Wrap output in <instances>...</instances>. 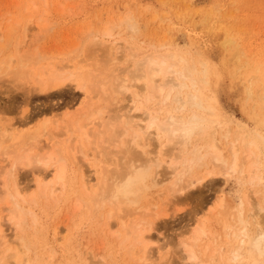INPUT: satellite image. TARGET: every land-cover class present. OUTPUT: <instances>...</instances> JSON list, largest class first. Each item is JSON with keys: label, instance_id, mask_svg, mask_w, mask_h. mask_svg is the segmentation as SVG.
Masks as SVG:
<instances>
[{"label": "rangeland", "instance_id": "obj_1", "mask_svg": "<svg viewBox=\"0 0 264 264\" xmlns=\"http://www.w3.org/2000/svg\"><path fill=\"white\" fill-rule=\"evenodd\" d=\"M128 15L131 24H136L137 30L135 28H133L134 31L130 30L128 22L125 23ZM31 18L33 20L30 22ZM107 28L111 29V38L102 37ZM0 34V39L3 36L0 44L5 46L0 45L3 47V50L0 48V61L7 59L6 61L9 62V54L12 53L11 57L14 62H11L10 67L13 70V67L17 68L20 65L18 62L21 61L18 56L21 57L24 52L27 54L23 55L32 59L23 62L25 64L28 62L26 64L28 75H24L26 76L24 79L19 78L20 82L16 81L14 77L16 74H13L14 76L3 74L8 67L7 62L0 76V132L8 130L4 134L6 141L2 138L3 134H0L2 138L0 139L2 143L0 144V188H4L2 184L6 177L4 173L7 170L4 171V165L11 162L9 155L7 154V157L4 153L8 151L7 148L9 150L15 147L19 149L26 133L29 134L28 132L34 133L36 130L47 128L41 136L42 140L40 139L42 148H38L40 147L38 145L34 149L35 153L40 149L41 155L42 153L45 155L46 152L54 149L52 144L54 142L61 146L60 149L58 148L61 152L69 156L68 179L71 184H68V187L54 182L56 166L52 163L47 169L39 164L38 168L34 164L31 166L35 167L33 169L30 166L17 169L18 181L20 179L18 187L23 188L20 190V204L29 212L25 215L27 224L23 223L20 228L12 221L13 210L17 209L15 202L5 195L3 197L5 193L0 189V225L4 232L2 234L7 240L6 245L24 252L23 254L20 252L19 259L23 255L22 258L27 257L30 264H148L149 262V264H249V261L245 260L234 263L232 254L239 243L235 235L240 234L244 228L248 235L256 234L254 221L264 219V210H262L264 209V143L262 144L259 138L260 136L264 138V89L258 79L256 81L252 79L256 74L264 76V0H0ZM102 38L108 43H115L113 57L118 62L112 68L113 75L111 70L104 82L112 81L116 85L124 78L131 79L129 75L130 71L135 68L134 65L136 66L135 62L139 60L141 63L140 59L157 54V52L162 54L172 52L189 60L193 58L197 63L204 61L207 63L210 87V89L207 88L206 93L209 99H216L221 104L223 114L227 115L231 122L213 126L217 129L211 136L215 144L222 149L226 157H229L228 142L233 138L235 125L239 122L246 124L245 133L250 131L251 136H254H252L254 139L250 136L249 140H256V133H258L259 139L256 140L258 147L262 144V148H254L256 155L254 162L258 163L259 168L261 167L259 177L250 182L248 179L242 180L239 175L228 178L222 172V168L212 162L213 157L210 153L213 154L214 151L208 149L212 144L211 137L193 142L190 149H194L195 146L202 148L201 154L206 164L201 168L197 167L193 176L205 177V174L207 175L214 169L218 174L206 176L203 184L188 189L184 195H180L181 200L178 198L176 201L177 198H171V193H173L171 184L179 179L177 178L178 170L173 173L168 167V158L164 156L168 140L160 138V132L157 129L154 130L155 128L151 129L148 136L142 135L143 145L148 144L147 142L153 145L146 147L147 152L144 156L147 157L148 152H151L153 157L157 156V161L163 164L162 171L166 174L162 177L167 176L168 178L165 180L166 178L161 177L164 180L161 179L160 185H154L150 180L146 198L142 201L143 207L150 206L152 209L147 212V219L156 224V227L155 224L153 225L156 228L155 231L152 228L146 234L151 235L147 239L148 242L149 237L151 238L149 241L151 244L148 243L145 255L139 251L141 248L135 250L136 255H131L128 250L130 242L122 243V237L126 232L122 224L124 222L130 224V220L133 221L137 216H130L131 219L128 217L124 222L118 221L119 218L108 220L106 214L104 215L107 210L97 209L91 202L92 196H87L85 192L83 194L75 192L74 181L77 182L76 185L81 184L77 166L70 157V151H73L71 147L77 145L76 156L80 161L78 164L85 157L83 152L89 153L90 158L88 156L83 160L85 163L88 162L86 164L83 162L86 168L82 167L86 170L85 175L91 177H89L92 179L91 185H95L98 174L100 177L103 176L102 169L106 159L101 151L107 146L101 142V138L107 134L105 123L109 120L111 108L115 109L118 114L121 113L120 115L126 114L128 110L130 116L133 117H131L133 124L138 125L141 122L143 127L147 125L151 116L164 113L159 111L162 106L156 103L134 102L131 93L134 88L125 93L127 97L124 95L125 100L119 103L118 100L95 93L97 94L93 99L95 103L93 108H91L92 105L91 109L89 108L86 95L81 87L91 84L92 81H87L89 71H93L94 76L99 74L98 69L93 65L99 63L100 55L103 53L98 50L101 46L99 48L96 46L95 51L88 46L93 39L98 42ZM16 44H18L17 47ZM19 44H21L20 49ZM15 48L20 50L19 52L16 50L17 54ZM132 48L133 51L130 50ZM237 49L241 51L239 52L241 55L237 53ZM88 52H94L91 53L94 56L89 58ZM130 52L138 56L133 57ZM33 54L35 55L32 56ZM236 55L245 56L246 61L240 58L243 60L241 64L239 58L234 57ZM26 56L22 59L24 60ZM36 56L39 57V63L36 62ZM210 63L212 68H209ZM139 65L142 66V63ZM60 68L67 69L66 73V70H61L66 76L71 75V72L75 76L82 74L76 78V81L73 79L67 81V85L62 86L61 89L46 94L36 93L38 89L35 87L41 84L40 79L44 80L48 75L46 80L49 81L50 74L55 73L54 69L60 70ZM28 69L34 70L33 73L30 74ZM249 90L252 91L251 94ZM94 105H99V109ZM88 109L91 113L95 111L91 114L87 112ZM143 109L148 113H146L147 118ZM96 110L100 112L98 118L95 117L99 114H95ZM142 114L144 119L141 118ZM139 115H141L140 118L137 117ZM24 120L27 121L24 122ZM228 125H231L229 128L231 135L229 139H226L223 137ZM4 126H8L9 129L12 126V128L9 130ZM97 131L100 133L97 134ZM17 144L20 147H17ZM112 148L114 147H111V150ZM106 151L109 152V148ZM170 160H173V156ZM153 167L154 175L156 167ZM43 168L46 170L44 171ZM109 168L112 166L110 165ZM36 175L41 176L40 184L37 183L40 176L37 178ZM48 184H52L51 187ZM55 184L58 189L54 186ZM11 188L10 185L9 189L12 190ZM48 188L50 191H47ZM4 191H6L5 188ZM169 197L171 202L166 206L168 211H164V205L170 199ZM78 202L81 205L76 204ZM257 209H261V213ZM158 212L161 213L160 216H157ZM166 212L168 214L164 215ZM256 212L259 215H255ZM108 222L111 225H108ZM204 222L206 233L201 237L200 242L198 241L197 259L191 261L186 258L187 251L183 245L194 238L195 230ZM23 235H25L28 246H19L22 245L20 238ZM180 254L183 255L180 256ZM141 257L144 261H141ZM175 261L177 262L174 263Z\"/></svg>", "mask_w": 264, "mask_h": 264}, {"label": "bare ground", "instance_id": "obj_2", "mask_svg": "<svg viewBox=\"0 0 264 264\" xmlns=\"http://www.w3.org/2000/svg\"><path fill=\"white\" fill-rule=\"evenodd\" d=\"M60 4H63V3H60ZM61 7H62V5H61ZM127 17L128 18H126L125 23L128 22L127 24L130 25L129 29L130 30L132 29V31H134L136 29V26H135L136 24H134V23L131 24V22H130L131 19H130L129 15ZM31 20H33V18L30 19V22H31ZM134 21H135V19H134ZM30 22H29V24H30ZM16 23L18 24L19 22H16ZM123 23H124V21H123ZM133 28H135V29L133 30ZM11 30H13V28ZM104 31L105 32H104V35L102 37H104V38H111L112 37L111 36L112 35L111 29L107 28ZM0 36H1V34H0ZM2 38H3V36L1 37L0 40H2ZM95 39H97V38H95ZM95 39L90 41L91 43H89L88 47L93 50L94 48L96 49L97 47L99 48L101 46L98 50H101V52L103 54L100 55L99 63H97V64L94 63V65H93L95 68L98 69L99 74L94 76V73H92L93 71L92 72L89 71L87 73V78H88L87 81L90 80L92 82H91V84H88L89 82L86 83V85L88 84L87 85L88 88H86L87 86H85V85L81 87L82 91L86 95V98H87L86 103L88 104L89 108L91 107V105H92L91 108H93V104L95 103V102H93V99L96 97L97 94L98 95L102 94L103 96L105 95L108 98H113L115 100H118V103H119V102H122L125 100V98H124V95L126 96L125 93L130 92L131 88H134L131 92L133 94L132 99L134 102L135 101L139 102V103L141 102V104L143 102L144 103H146V102L147 103H151V102L156 103V105L158 104V105L162 106L161 107L162 109L159 108V111L164 112V113L163 114H161V113L155 114L154 116H151L150 119L148 118L149 122L147 123V125L145 127H143L142 126L143 123H141V122H139L138 125L133 124V122H134V121L132 122L133 117L130 116V113L128 112V110H127V112L129 113L128 115H127L126 110L125 111L123 110L124 112H126V114L123 112L124 114L120 115L121 113L118 114L115 109L111 108L109 110V113H110L109 120L106 121V123H105V128H106L107 134L103 138H101V142L107 146L104 148L102 147L104 150L101 151L102 154L104 155L105 159H106V160L103 159L104 163H105L104 168L102 169L103 170V176L100 177L98 174L97 183L95 185H91V183H92V181H91L92 179H90L91 177L89 175H85V172H84V171H86L85 170L86 167L83 166V162L85 163V161H83V160L85 157L87 158L89 156V153L87 151H85L86 153L83 152L84 154L83 153L82 154L85 157L83 158L81 156L83 158V160L81 159L82 160L81 163L78 164L79 160H78V157L76 156L77 155V149H78L77 145L75 144V147L73 145H72L73 147H71V148H73L72 149L73 151H70L71 152L70 157L73 158L72 160L74 161V163L77 166V170L79 171L78 174L80 176L79 180H80V184H81V185H76L77 182L74 181L75 192L78 194H83V192H85V194L87 196H89V195L92 196L91 202L94 203V205L96 206L97 209L101 208L102 210H105V209L107 210L106 213L104 211L103 212H104V215L106 214V216L108 217V220H111L112 218H119L118 221L121 220L122 222H124V220L130 216H132V217L137 216L136 219L133 218L134 219L133 221L130 220V224H126V222H124V224L120 223L123 225V230L126 231V232H124V236L122 235L123 236L122 237L123 238L122 243L126 244L127 242H130V247L128 250H129L131 255H136L135 250L137 248H141V250H139V251L141 253L143 252L144 254L143 253L142 254L145 255V253H147L148 243H150L149 241L151 239L149 237V240L147 242L148 236H151V235L147 236L146 234L150 230H152V228L155 231L156 224H155V222L154 223L150 222L147 219V216H148L147 212L151 211L152 209L150 208V206H148V208L146 206L147 209L145 207H143L142 201L146 198V192L149 188V184L151 183L150 180L153 181L152 184H154V185L159 184L160 185L162 183V180H164L165 178H166L165 180H167L168 178H167V176L162 177V175L165 176L166 174L164 173V171H162L163 170V164H161V162L158 163L157 158H156L157 156H155V157L151 156V152L147 153V157L144 156V154L147 152V151H145L146 147H152L153 145L152 144L150 145L149 142H147V143L150 146H148V144L143 145L141 142L142 135L146 136L147 134H150L151 129L155 128L154 130L157 129V131L160 132V134H159L160 138L168 140L167 149L164 151V152H166V154L164 153V156H166L168 158L167 164H168V167L170 169H172L173 173L178 170L177 178H179V179H177L174 182V184H171V185H173V187L171 186V188H172L171 192H173V193H171L172 194L171 198H173V197H174V199L177 198L176 199V201H177L178 198H180L179 200H181V196L184 195L186 193V191H188V189L193 188V187H197L198 185L203 184L206 181V178H205L206 176L209 177V176H214V175L218 174V172L214 169V170L209 171L207 173V175L205 174V177H199L197 175H195L197 177L193 176L194 170L197 167L201 168V166L204 165L205 162L203 161V155L201 154L202 148L200 149V148H198V146H195V148L191 150L190 146L192 145L193 142H197L198 140H205L208 137H211L213 135V133H215V131L217 130V129L213 128V126L215 124H221V125L228 124L230 119L227 115L223 114L224 112H223L221 104L216 99H209V97L206 93V90L209 87V83H208L209 73H208L207 63H205L204 61H200V63H197L196 61L193 60V58L191 60H189L188 58H185L183 56H180V55L177 56L175 53H172V52H170V54H166V53L162 54V53H158V52H157V54H151L150 53L151 55H148V56L146 55L147 57H144L143 58L144 60L140 59V61H142L141 62L142 66L139 65V64H141V63H139V60H138V62H135L137 67L134 65L135 68L130 71L131 74L129 75V77L131 76L130 77L131 79H129V78L125 79L124 78V80H121L120 83L118 85H116V84H113L112 81L104 82L105 80H107L106 75L109 74V72L112 70L113 66L115 67V65L118 62V60L114 59V57H113L115 43H108V41H106L103 38H102V40H98V42ZM9 41H10V39H9ZM93 41H94V44H93ZM230 42H232V41H230ZM24 43H26V41ZM8 44L10 45V42ZM91 44H92V46H91ZM17 45L18 44H16V47H17ZM1 46L5 47L4 45H1ZM1 46H0V48L3 50V47H1ZM20 46H21V44H19V47H18L19 49H20ZM75 47L77 48V46H75ZM18 48H15L16 54H17L16 50L18 51ZM125 48H123V49H125ZM4 49H6V48H4ZM95 49H94V51H95ZM130 50L133 51V48ZM197 50L199 52V49H197ZM237 50H238V52L237 51L236 52L239 54V52H241V51H239V49H237ZM123 52H124V50H123ZM91 53L93 54L94 52H90L88 54L89 58L92 56ZM11 54L12 53L9 54V58L12 60L9 59V62L6 61L7 59L0 61V76H2V71L5 68V65H7L6 64V62H7L8 67L6 66L7 69H5V72H3V74L4 75L10 74L12 76H14L16 74L17 76L15 75L14 77H16L17 80L16 79L15 80L18 82L19 78L22 77L24 79L28 75V71L26 70V66H27L26 64L28 62L26 64L23 62L28 61L31 58L28 59L27 56L23 55V54L21 57L18 56V59L21 61V62H18V64H20V65H18L17 68H16V66L13 67V70H12L10 66L14 62L13 61L14 59H13V57H11ZM18 54H20V53H18ZM25 54H27V53H25ZM131 54L133 55V57H136V55H137V54H134V52ZM138 54H140V53L138 52ZM179 54H181V53H179ZM34 55L35 54H33L32 56H34ZM198 55H199V53L197 54V57H198ZM239 55H241V54H239ZM239 55L238 56L236 55L234 57L235 58L238 57L239 60H240V58H242L243 60L245 59L244 61H246L245 56L240 57ZM23 56H26L27 59L24 57V60H23L22 59ZM33 58L34 59L37 58L36 62H38V63L40 62V61H38L39 57L36 56V58L35 57H33ZM42 60H44V58ZM243 60H240L239 62L241 63V61H243ZM199 64H201V67H199ZM51 66H52V64L49 66V68H51ZM209 68H212V64H211V66H209ZM249 69H251V68H249ZM258 69H260V68H258ZM258 69L256 70L257 72H258ZM28 70H30V69H28ZM54 70H55V73L50 74V80L49 81L46 80L48 78V75H47L46 79H44V80L40 79L41 84H40V82H38L39 81V79H38L37 82L40 85H38L39 87H37V86L35 87L36 89H38V91L35 90V91H37L36 93H40V94L45 93L46 94L48 92L61 89L62 86L64 87L65 85H67V83H66L67 81H69L71 79L76 81V78L82 74V73H80L79 75L75 76L71 72L70 73L71 75L66 76L64 74V72L61 71V70H64V71L66 70L65 71V73H66L67 72L66 68H63V69L60 68V70H58V69H54ZM33 71L34 70H32V71L30 70L29 71L30 74L33 73ZM51 71H52V69H51ZM59 72H61V73H59ZM111 72H112L111 74L113 75V70ZM68 74H69V72H68ZM24 75H26V76H24ZM253 78L255 81H256V79H258L259 82L261 83V87L264 89V76L256 74V76L252 77V79ZM211 83H213V82H211ZM251 86L253 87V85H251ZM249 88H251V87H249ZM209 89H210V87H209ZM251 90H249L250 94L252 92ZM263 92H264V90H263ZM95 93H97V94L95 95ZM92 95H94V97ZM98 106H95V107H98ZM90 109H88L89 111H87V112H90ZM98 109H99V107H98ZM85 112L86 111L84 110V113ZM23 113H24V111H23ZM97 113H99V114H97ZM146 113H147V111H145V114ZM95 114H97V115H95ZM95 114L94 115L96 118H98L100 116V112H98V111ZM143 114H142V116L139 115L137 117L140 118V116H141V118H142ZM147 117H148V115L146 116V118ZM89 119H87V120L91 122V120H89ZM143 119H144V117H143ZM26 121L24 120V122H26ZM144 121H142V122H144ZM62 122H65V121H62ZM229 123H231V122H229ZM14 125H16V124H14ZM14 125H13V127H14ZM61 126H63V125H61ZM230 126L231 125L227 126L228 129H226V132H225V135L223 138L229 139V137L231 135V133L229 131ZM4 127H7L6 129H9L8 126H4ZM10 127L12 128V126H10ZM58 127L60 128V125ZM235 127H236V129L234 130V133L232 132L233 133L232 134L233 140L232 139L229 140L228 146H227V151L229 152V157L225 156L222 149L219 148L218 145L215 144L214 139L211 137L212 139H210V140H211L212 144L209 145V147H208L209 150L212 149L214 151L213 154L210 153L211 156L213 157V160L212 159L211 160L213 163L216 164V166H219L222 168V172L228 178L229 177H236L237 175H239V176H241L242 180L245 181V179H248L251 182V181H254L256 178L259 177V169L261 168V167L259 168L258 163L254 162L255 156H256L254 148L258 147V143L256 140L259 136H258V133H256L257 134L256 140H249L251 133H249L250 131L245 133L246 132L245 131L246 124L239 122L238 124L235 125ZM46 129L47 128L44 127V128H42V130L41 129L36 130L34 133L33 132H31V133L28 132L29 134L26 133L24 140H22L23 143L21 144V147L19 146V144H17V147L18 146L20 147L19 149H16V147H15V149L13 148L12 150H9V148H7L8 151H7V149H5L7 152H5L4 155L6 154L7 157L9 155L11 162H10V164H7V165H9V167H7V165L5 164L6 165V166L4 165L5 168H3L4 171L7 170L4 173L6 175V177L4 178V184H2V185H4L2 187H4L6 189V191H4V188L3 189L0 188V189L3 190V192L5 193V194H3V197L6 196L8 199H10V198L13 199V201L15 202V204L17 206V209L14 208L15 210H13L14 212L12 215V221L16 223V226L18 228H20L23 225V223L27 224L26 220H25L26 219L25 215L28 214L29 212L27 210H25L20 204V195H21L20 190H22L23 188L20 189V187H18L20 179L18 181L17 169L23 168V167L27 168L28 166L31 167L34 164H36V165H34L35 167L39 164L40 166H44V168L46 167V169H47V167L49 165H51V163H52L54 166H56V170H55L56 172L54 171L56 173L54 175V177H55L54 182L56 184L63 185V186H67L69 184L68 173L70 170H69V166H68L69 164L67 162L69 156L65 155L63 153V151L61 152L59 150L61 146H59L58 144L56 145L53 142L52 144H53L54 149L46 152L45 155H43V153L41 155L40 149L42 148V146H40V141L42 140L41 136L44 134ZM4 130H5V128H4ZM60 130H62V129H60ZM65 130H67V128ZM69 130H71V129H69ZM7 132H8V130H7ZM7 132H6V130H5V132L3 131V133L0 132V134L1 135L3 134V136H4V137L2 136L3 140H5L4 138H6L5 137L6 135H4V134H6ZM99 133L100 132L97 131V134H99ZM155 133H157V132H155ZM248 133L250 134L249 136H248ZM8 135H7V137H9L11 134L9 136ZM2 138H0V139H2ZM259 138H261L260 140L262 141V144H263L264 138L261 136ZM148 140H149V138H148ZM21 142H19V143H21ZM76 143H77V141H76ZM226 143H227V141H226ZM0 144H2V143H0ZM54 144L56 147L54 146ZM262 144H261V147H258V148H262ZM38 145L40 147H38ZM36 147L40 148V149L37 148L38 152L36 151L37 153H39V155L34 152L35 151L34 149ZM111 147H114V148H112L113 150H111ZM200 147H202V146H200ZM68 148H70V147H68ZM108 148L110 150L109 152L106 151V150H108ZM48 149H49V146H48ZM260 151H261V149H260ZM97 153H98V151H97ZM97 153H96V155H97ZM204 153H205V151H204ZM97 156H99V154ZM172 156H173V160H170V158ZM89 158H90V156H89ZM87 160H89V159H87ZM86 163H88V162L86 161ZM110 165L112 166V168H109ZM82 166L85 168H83ZM153 166L156 167V169H155L156 173L154 175H153L154 170L152 171V169L154 168ZM35 167H33V168H35ZM37 168H38V166H37ZM44 168H43V170H44ZM96 169L98 170L97 167H96ZM32 171L34 172V170H32ZM45 175H47V174H45ZM36 176L38 178L40 175H36ZM86 176H88V177H86ZM44 177H46V176H44ZM159 177H160V179H159ZM161 177L164 179H162ZM40 178H41V176L39 177V179H37V183H39V184H40V182H39ZM163 183H164V181H163ZM56 184L54 186H56V189H58ZM70 184H71V182H70ZM10 185L12 187L11 188L12 190L9 189ZM48 185L50 186L52 184H48ZM43 186H44V184H43ZM49 188L47 191H50ZM61 190H63V189L61 188ZM44 191H46V190L44 189ZM44 194H46V193H44ZM76 195H75V197H76ZM25 198H27V197H25ZM171 198L164 205L165 206L164 211H166L168 209V208H166V206L169 202H171ZM248 199L250 200L251 196ZM77 201H78V199H77ZM80 201H83V200L80 199ZM84 203H85V201L83 202V204ZM249 203H250V201H249ZM76 204L81 205L79 202ZM255 204H256V206H258L257 203H255ZM253 205H254V203H253ZM256 206H255V208H256ZM30 207L32 208V206H30ZM27 209H29V208H27ZM160 210L162 211V207L160 208ZM242 210L243 209L241 208V211ZM262 210H264V209L262 208ZM260 211H261V209L258 210V212H260ZM31 212H33V211L31 210ZM92 212H94V211H92ZM103 212H101V213H103ZM258 212H256V214L255 213L254 214L259 215ZM166 214H168V213L166 212L164 215H166ZM160 215H161V213L158 212L157 216H160ZM153 216H155V215H153ZM157 216H156V218H157ZM130 219H131V217H130ZM201 222H203V221H201ZM254 223H256V234H254V235L249 234L248 235L246 233L247 231L245 230V228L243 229V231L240 234H238V233L236 235L234 234L235 237L239 239V243L234 248L233 254H232L233 255L232 261H234V263L235 262H242L245 260V261H249V264H264V219H262L261 221L257 220V222L254 221ZM205 224L206 223L204 222L202 225L198 226V228L196 227L197 229L195 230V232L193 234L194 238L193 239L191 238L192 240L189 243L185 241L186 243L184 244V242H183V244H184L183 247L187 251V257L186 258H188L191 261H195L197 259V255H196L197 244H198V241L200 239H202L201 237L205 236V233H206ZM108 225H111V224L109 223ZM112 225H113V223H112ZM106 226H107V223H106ZM2 233H4V232L2 231V227L0 225V241H1L0 242V264H30V260H28L27 257H25L26 255L24 256L25 258H22L23 257V255H22L21 258L19 259V255L21 252L19 249H17V248L12 249L10 246L6 245L7 240H5V236ZM20 233L21 232H19V234ZM19 234H17V235H19ZM116 234H118V233H116ZM119 236H120V234H119ZM20 241H21L22 245H19V246L24 247V245H27L25 235L21 236ZM125 247L126 246H124V248ZM244 247L246 249H244ZM197 250H199V249H197ZM212 252L213 251H211V253ZM128 254L129 253H127V255ZM181 255H183V254H180V256ZM215 255H217V254H215ZM142 257L140 259H141V261H144V260H142ZM144 257H146V256H144ZM178 257H179V254H178ZM40 259H42V257ZM176 262L177 261H175L174 263H176ZM37 263H39V262H37ZM40 263H42V262L40 261Z\"/></svg>", "mask_w": 264, "mask_h": 264}]
</instances>
